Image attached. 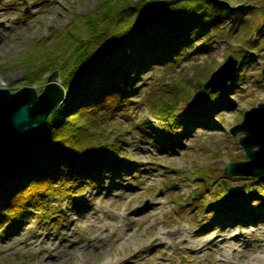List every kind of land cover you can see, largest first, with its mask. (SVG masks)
Masks as SVG:
<instances>
[{
    "label": "rangeland",
    "instance_id": "1",
    "mask_svg": "<svg viewBox=\"0 0 264 264\" xmlns=\"http://www.w3.org/2000/svg\"><path fill=\"white\" fill-rule=\"evenodd\" d=\"M105 1L0 0V82L6 81L0 87L14 92L31 86L41 93L56 72L54 82L63 89L64 61L56 64L58 70L46 66L69 53L72 40L66 31L83 34L80 18ZM263 7V0H226L218 24H209L206 34L180 40L175 57L144 63L128 93L133 103L122 114L97 121L89 134L107 151L119 146L118 158L128 162L116 164L119 174L98 184L77 188L66 181L67 189L47 198L48 211H9L0 223V264H159L163 259L166 264H216L215 254L188 251L177 237L141 250V243L156 241L169 229L185 231L191 241L206 229L223 233L231 243L235 235L254 245L257 238L264 241V182L224 174L227 163L246 159L241 133L233 136L230 127L264 101ZM229 54L238 59L235 72L245 75L227 85L223 101L202 102L204 82ZM31 74L33 83L27 79ZM72 97L66 92L59 106ZM142 117L147 123H139ZM28 161L11 173L13 178L29 167ZM223 179L230 187L257 189V195L226 199ZM95 222L117 231L93 238ZM38 232L50 233L53 244L45 249L29 245Z\"/></svg>",
    "mask_w": 264,
    "mask_h": 264
},
{
    "label": "trees",
    "instance_id": "2",
    "mask_svg": "<svg viewBox=\"0 0 264 264\" xmlns=\"http://www.w3.org/2000/svg\"><path fill=\"white\" fill-rule=\"evenodd\" d=\"M225 2L106 0L95 12L80 18L85 24L83 34L73 36L71 29L64 32L67 40H72L69 53L46 68L58 70L56 64L64 61L68 72L63 84L73 97L68 104L58 106L48 122L32 134L29 167L18 169L10 182L0 180V223L12 210L48 211L47 198L67 189L66 181L72 182L71 187H79L116 174L119 169L115 165L127 160L118 158L119 146L107 151L91 140L92 126L126 111L133 103L128 93L141 66L160 56L175 57L180 40L192 41L206 34L209 24H218L219 8ZM262 11L264 14V7ZM213 64L209 68L213 69ZM244 75L235 73L232 83L237 84V78ZM34 76L27 79L33 83ZM201 91L199 97L210 105L224 100L223 92ZM145 122V118L140 121ZM247 192L253 194L255 190Z\"/></svg>",
    "mask_w": 264,
    "mask_h": 264
},
{
    "label": "water",
    "instance_id": "3",
    "mask_svg": "<svg viewBox=\"0 0 264 264\" xmlns=\"http://www.w3.org/2000/svg\"><path fill=\"white\" fill-rule=\"evenodd\" d=\"M237 66V59L229 55L213 71L204 87L214 93L224 89ZM264 73V69H263ZM57 73L48 77L45 89L38 93L34 87L22 86L16 91L0 87V178L16 170L28 160L32 134L42 127L65 95V89L54 82ZM239 137L246 160L229 162L228 175L256 176L264 179V102L248 109L242 121L230 128ZM226 185V181H224ZM244 192V186L230 188L228 196Z\"/></svg>",
    "mask_w": 264,
    "mask_h": 264
},
{
    "label": "bare ground",
    "instance_id": "4",
    "mask_svg": "<svg viewBox=\"0 0 264 264\" xmlns=\"http://www.w3.org/2000/svg\"><path fill=\"white\" fill-rule=\"evenodd\" d=\"M5 84L6 81L4 80L0 82L1 86ZM7 178H13L11 173H7L1 177V179ZM91 227L90 231L93 238H98L97 235H100V232L105 230L108 234L112 235H114L117 231V227L114 225H109L108 227L107 224L97 222L91 224ZM106 237L107 235L105 236V239ZM175 237L179 239L178 243H180L182 247L188 251H194L198 255H206L208 253L215 254L217 256L216 264H264V241L260 238L255 240L256 242L254 245L238 237V235H235L233 237L234 240H232L231 243L228 239L225 240L223 238V233L217 234L213 229H206L196 234L194 240L192 241L187 237L185 231H182L181 229H169L165 232L158 233L156 241L150 240L148 242L141 243V250L145 251L146 247H150L151 249L153 245L157 244L168 245L166 239L169 238L174 240ZM262 239L264 240V232L262 233ZM109 241L110 239L106 240V243ZM52 244L53 239L51 234L43 232H38L29 242V245L37 248L43 247L44 249L46 246H51ZM164 261L165 259H163L159 264H166Z\"/></svg>",
    "mask_w": 264,
    "mask_h": 264
}]
</instances>
